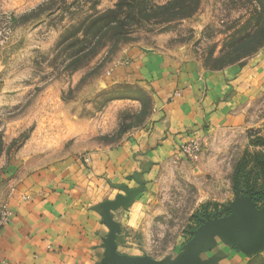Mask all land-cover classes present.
<instances>
[{
	"label": "rangeland",
	"instance_id": "rangeland-1",
	"mask_svg": "<svg viewBox=\"0 0 264 264\" xmlns=\"http://www.w3.org/2000/svg\"><path fill=\"white\" fill-rule=\"evenodd\" d=\"M152 53L223 73L237 95L230 71L264 55V0H0V171L147 132L155 97L119 72ZM239 106L243 124L190 135L162 167L150 218L119 256L172 259L236 199L264 201V81ZM245 264H264V248Z\"/></svg>",
	"mask_w": 264,
	"mask_h": 264
},
{
	"label": "crops",
	"instance_id": "crops-1",
	"mask_svg": "<svg viewBox=\"0 0 264 264\" xmlns=\"http://www.w3.org/2000/svg\"><path fill=\"white\" fill-rule=\"evenodd\" d=\"M172 61L142 54L119 72L155 97L156 118L147 132L91 156L0 171V218L9 217L0 227V264H103L108 244L117 255L128 253L132 244L123 245V236L140 233L150 218L162 167L180 145L192 134L243 124L239 105L263 83L264 55L230 71L237 95L223 73ZM250 203L238 219L245 248L264 234V203ZM198 252L199 264H245L251 257L237 249L226 223L204 235Z\"/></svg>",
	"mask_w": 264,
	"mask_h": 264
},
{
	"label": "water",
	"instance_id": "water-1",
	"mask_svg": "<svg viewBox=\"0 0 264 264\" xmlns=\"http://www.w3.org/2000/svg\"><path fill=\"white\" fill-rule=\"evenodd\" d=\"M250 198H240L236 199L227 209V213L230 215H225L222 217H215L213 219L208 218L204 223L193 233L191 240L184 245L183 253L177 259L175 264H199V252L198 246L204 237L212 228L219 226L221 224H229L233 228V238L235 246L238 250L252 256L258 253L264 248V234L260 241L250 248H245L241 236H240V225L238 223L239 216L244 212V210H249L251 208ZM249 199V200H248ZM245 224V220L240 222ZM109 255L103 260V264H167V262L172 259H166L161 262H157L148 258H130L125 256H119L114 250L112 244H108Z\"/></svg>",
	"mask_w": 264,
	"mask_h": 264
},
{
	"label": "built area",
	"instance_id": "built-area-1",
	"mask_svg": "<svg viewBox=\"0 0 264 264\" xmlns=\"http://www.w3.org/2000/svg\"><path fill=\"white\" fill-rule=\"evenodd\" d=\"M191 142L192 143L190 144V147L189 146L188 148L186 146L184 147L185 148L184 151L189 152V153L198 151L199 149L198 141L192 138ZM8 221H9L8 214L7 212H4L0 218V227L7 224Z\"/></svg>",
	"mask_w": 264,
	"mask_h": 264
},
{
	"label": "trees",
	"instance_id": "trees-1",
	"mask_svg": "<svg viewBox=\"0 0 264 264\" xmlns=\"http://www.w3.org/2000/svg\"><path fill=\"white\" fill-rule=\"evenodd\" d=\"M170 4H167V5H165V6H163L162 8H167V6H169ZM262 200H264V199H262ZM257 202H258V200H257ZM262 203H264V201H262Z\"/></svg>",
	"mask_w": 264,
	"mask_h": 264
}]
</instances>
